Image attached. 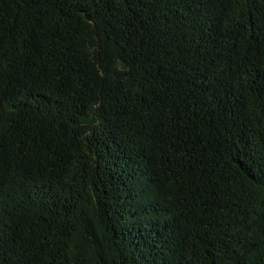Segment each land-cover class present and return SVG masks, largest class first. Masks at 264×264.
I'll list each match as a JSON object with an SVG mask.
<instances>
[{
	"label": "trees",
	"instance_id": "obj_1",
	"mask_svg": "<svg viewBox=\"0 0 264 264\" xmlns=\"http://www.w3.org/2000/svg\"><path fill=\"white\" fill-rule=\"evenodd\" d=\"M0 264H264V0H0Z\"/></svg>",
	"mask_w": 264,
	"mask_h": 264
}]
</instances>
